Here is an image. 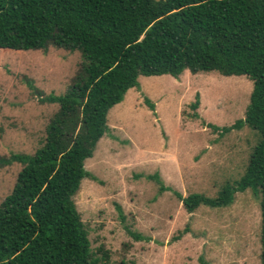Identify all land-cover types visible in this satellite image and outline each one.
I'll use <instances>...</instances> for the list:
<instances>
[{
	"label": "trees",
	"instance_id": "16d2710c",
	"mask_svg": "<svg viewBox=\"0 0 264 264\" xmlns=\"http://www.w3.org/2000/svg\"><path fill=\"white\" fill-rule=\"evenodd\" d=\"M48 46L76 50L81 62L61 94H43L25 79L39 102L57 109L33 153L0 156V167L20 165L0 202V264H102L73 201L82 178L96 180L84 160L108 130V110L137 85L139 75L176 78L185 70L249 79L243 117L220 132L247 126L257 140L243 173L214 196H182L158 173L146 178L159 192L172 191L188 213L199 205L227 206L235 192L250 190L259 199L264 264V0H0V48L45 51ZM197 104L195 99L190 106ZM115 208L123 221L121 207ZM125 229L135 240L147 239Z\"/></svg>",
	"mask_w": 264,
	"mask_h": 264
},
{
	"label": "rangeland",
	"instance_id": "374dc122",
	"mask_svg": "<svg viewBox=\"0 0 264 264\" xmlns=\"http://www.w3.org/2000/svg\"><path fill=\"white\" fill-rule=\"evenodd\" d=\"M80 62L76 50L0 48V156L33 153L57 109L39 102L25 79L43 94H61ZM136 81L108 110V130L84 160L96 180L82 178L73 196L92 252L102 264H260L259 199L250 190L235 192L227 206L199 205L188 213L172 191L159 192L146 178L158 173L182 196L208 197L238 179L256 133L247 126L224 133L220 128L243 117L251 81L186 70L176 78L139 75ZM19 169L17 163L0 167V202ZM125 227L147 239H133Z\"/></svg>",
	"mask_w": 264,
	"mask_h": 264
}]
</instances>
